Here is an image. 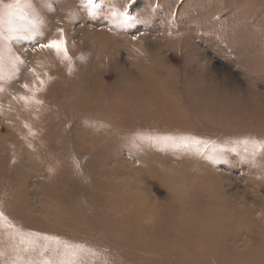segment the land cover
<instances>
[{
    "label": "rangeland",
    "instance_id": "374dc122",
    "mask_svg": "<svg viewBox=\"0 0 264 264\" xmlns=\"http://www.w3.org/2000/svg\"><path fill=\"white\" fill-rule=\"evenodd\" d=\"M11 3L0 264H264V0Z\"/></svg>",
    "mask_w": 264,
    "mask_h": 264
},
{
    "label": "snow or ice",
    "instance_id": "6c2138e0",
    "mask_svg": "<svg viewBox=\"0 0 264 264\" xmlns=\"http://www.w3.org/2000/svg\"><path fill=\"white\" fill-rule=\"evenodd\" d=\"M24 2V0H13V3L6 5L5 7L12 9H19L22 5V3ZM89 2H91V0H89ZM0 4H2V0H0ZM10 32H17L19 31L18 29H10ZM26 31V30H25ZM63 30H61V37L59 39H55V40H50L48 43L46 44H40L39 47L41 48H48V49H52L55 51V53L58 56H63V58L65 60H71V57L68 54V49H67V41L63 36ZM0 38H3L2 36H0ZM34 37L31 35H21V36H15V35H10L7 37V39L11 40V39H33ZM25 87H27L25 85ZM182 144H184L185 146H187V141L186 140H182L181 141ZM196 143H200L199 141H196ZM254 147H258L261 150H264V142H261L259 145H254ZM234 150V149H232ZM7 219L4 214L2 212H0V220H5ZM43 239L48 240V239H55V238H49L47 236H44ZM57 243H59V241H57ZM63 249H64V254H68L71 253L73 256H76L78 254H87V255H91V256H95L97 255L96 251L94 249H90L81 245H69V244H64L63 245ZM46 264H51V262H46ZM63 264V262H62ZM68 264H76L75 261H70L68 262Z\"/></svg>",
    "mask_w": 264,
    "mask_h": 264
}]
</instances>
